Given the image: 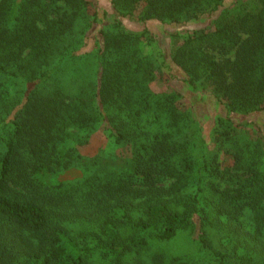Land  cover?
Returning a JSON list of instances; mask_svg holds the SVG:
<instances>
[{"label":"trees","instance_id":"1","mask_svg":"<svg viewBox=\"0 0 264 264\" xmlns=\"http://www.w3.org/2000/svg\"><path fill=\"white\" fill-rule=\"evenodd\" d=\"M104 1L90 15L87 0H0V264H142L151 239L180 229L202 253L174 264H264V0ZM157 72L171 91L151 89ZM191 93L223 105L233 167H213L202 124L178 104ZM103 127L130 146L126 163L57 190L61 144Z\"/></svg>","mask_w":264,"mask_h":264},{"label":"rangeland","instance_id":"2","mask_svg":"<svg viewBox=\"0 0 264 264\" xmlns=\"http://www.w3.org/2000/svg\"><path fill=\"white\" fill-rule=\"evenodd\" d=\"M102 1V0H101ZM247 2L248 0H243ZM88 2V13L93 14V7L91 5V0ZM104 6L108 7V3L105 0ZM225 5L230 9L235 8L237 5V0H226ZM253 5L257 8L262 7V3L259 0H254ZM251 7L248 6L247 10H250ZM132 29L139 31L141 25L130 24ZM140 27V28H139ZM152 31L158 32L160 27L157 25H149ZM163 46L167 51L175 50L176 42L172 39L166 37L164 34L160 37ZM142 49L146 53L151 49V46L143 45ZM217 55L219 52L216 51ZM235 52L232 51L225 56L234 57ZM221 56V53L220 55ZM85 66V65H84ZM82 66V68L84 67ZM89 67V66H88ZM173 73L176 76H183L182 71L174 68ZM178 86L184 87V84L180 80H173ZM152 90L156 92L171 91L172 85L168 81L167 76L157 72L155 79L150 83ZM192 94V93H191ZM189 97H184L179 100L178 104L184 108H192L194 114L197 116V119L203 126V130L206 136V139L209 143V152L212 155L217 154L218 156L212 157L213 167L218 166L223 167H233L235 161L230 153L226 152V148H222L221 138L225 136V124L223 121L224 107L217 100L212 97H207L206 102L196 98L195 94H192ZM231 130V128H229ZM244 130V129H242ZM240 130L239 132L245 134L244 131ZM246 131V130H245ZM256 130L251 128L247 131V134L250 136H256ZM230 135H234L230 131ZM246 135V134H245ZM71 149L69 150V147ZM67 147V148H66ZM61 153L63 155V161L54 163L53 169V183L57 184V190H69L71 191H80L82 189L85 181L92 175L103 174L110 169L121 168L125 163L128 157H130V146L128 144H114L112 138H110L107 132L103 128L96 129L90 136V139L87 143L79 144L75 143L72 140L67 139L61 144ZM221 149V150H220ZM220 171H215L211 173V179L214 182H219L224 184V187L229 185L226 183L223 178L219 177ZM171 179L164 177L162 181L163 186L170 185ZM60 184V185H59ZM78 194V193H76ZM79 196V195H78ZM79 199V200H78ZM76 199L73 204L76 206L81 205V197ZM87 228H94L95 222L91 220L86 222ZM219 230L218 228H216ZM212 230V236L214 239V244L219 249H224L223 242L225 239V233ZM124 232L130 234V228H124ZM233 248V246H231ZM201 247L196 243L191 235L190 229H180L178 233L168 240L153 238L150 240L148 248L144 251L142 259V264H157V259H155L156 253H161L162 261L161 264H174L177 262V259L180 257L189 261L193 258H197L202 252ZM157 253V254H158ZM217 261L214 260L213 264ZM140 264V262H139Z\"/></svg>","mask_w":264,"mask_h":264}]
</instances>
